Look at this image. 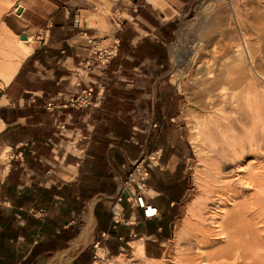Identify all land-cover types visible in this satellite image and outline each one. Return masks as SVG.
Listing matches in <instances>:
<instances>
[{
    "label": "crops",
    "instance_id": "1",
    "mask_svg": "<svg viewBox=\"0 0 264 264\" xmlns=\"http://www.w3.org/2000/svg\"><path fill=\"white\" fill-rule=\"evenodd\" d=\"M128 1L116 10L119 15L126 10L122 29L116 31L120 39L117 55L104 69L83 76L74 70L88 51L84 40L74 39L84 38L83 32L91 35L92 28L108 26L107 14L94 18L83 12L76 15L73 27L66 25L67 10H61L65 6L40 1V5H24L13 20L0 19V25L12 35L19 37L17 33L29 27L48 28L45 33L49 36L45 45L38 44L27 57L11 60L17 64L15 73L0 87L4 91L0 96V155H7L0 157L4 165L0 175V199L4 201L0 204V264H91L92 239L103 242L104 247H96L111 254L133 234L139 236L130 241L135 240L132 251L134 242H139L145 255L159 258L150 242L167 238L176 204L187 191L182 186L184 149L176 125L169 122L173 117L167 116L172 97L167 96L162 68L174 32L172 11L185 14L197 0ZM44 7H51V13ZM75 25L88 31L76 33ZM109 80L114 94L105 89L100 105L62 107L69 93L96 88ZM130 87L132 90H122ZM49 102L54 106L51 111L45 107ZM151 121L157 126L146 124ZM63 123L75 127L60 133ZM70 131H79L85 138L80 140L82 148H70L79 160L64 163L65 170H74L62 173L52 146H65L69 139L61 134L69 136ZM18 152L23 160L16 158ZM149 154L155 160L149 168L147 195L160 215L143 220L139 209L123 202L120 221L114 224L111 206L116 186L126 177L130 161L146 159ZM30 208H44L47 215L36 218L28 213ZM102 232L109 237L103 239ZM72 249L77 250L74 255L69 253ZM122 250L116 255H124Z\"/></svg>",
    "mask_w": 264,
    "mask_h": 264
},
{
    "label": "rangeland",
    "instance_id": "2",
    "mask_svg": "<svg viewBox=\"0 0 264 264\" xmlns=\"http://www.w3.org/2000/svg\"><path fill=\"white\" fill-rule=\"evenodd\" d=\"M37 1L38 0H28L27 2L22 3L21 0H9V2H7L8 6H6V3H1L2 6L0 5V8L2 11V16L0 19L3 21H8L9 19L13 20V18L16 17L15 14H19V10L21 11L24 5L30 6L31 2V4L36 6L40 5V1L51 2L60 7L65 6L66 9L61 8V10H67L68 19L66 20V25H71L73 27L75 24V20L77 19L76 15H82L83 12L85 13V15L89 14V16L92 15L94 18L96 16L99 17V15L107 14L106 20L108 26L103 29L92 28L93 33L91 35H89L88 29H85L83 26L82 28L77 27V25H80L79 21L76 23L77 25H75V28L77 29L76 33L78 31H88V35L96 38V40L100 41L101 44H109L112 42V34L115 32L114 29H116L115 22L118 21L122 27V22L124 20L122 18L123 16L126 17V10H123L120 15L116 10L120 9L118 8V6L123 5L122 2H129L128 0ZM209 1H212L213 5L210 6L204 13H200V10L202 9L201 7H204V5ZM44 9L48 10L51 13V7H44ZM111 12H113L112 18L110 15ZM172 12L174 16H176L174 21V32L172 33V37L171 39H169V42H167V61L166 66L162 68V70L164 71L162 77L167 84V96L172 97V101H170V104L167 103V116L170 115V117H173V119L169 122H172V124L176 125V129L178 130L177 132L181 135V148L182 150L184 149V152H181V150L179 151L181 152V158L184 162L183 165L186 168L185 176L182 180V186L187 190L186 195L182 198L180 197L178 203L176 204L177 209L174 213L173 221L170 223L169 228H167V238L150 242L156 248V252L154 253L155 257L159 258H150L148 257L150 256L148 254V256H142L141 254H136L134 251H132L133 248L131 247V245L135 240L132 241V244L130 241L139 236V234H137V236L135 237V234H133L127 236L126 238H124V240H122L121 248H118V251L116 253H112L110 251L109 253L111 254H105V252L103 251L104 257L95 261H100L101 264H198L200 257L195 252V250L197 247V242L202 241L203 243L205 242L204 246L206 248L204 250V259L208 264H257L260 260L264 261V193L261 194V196L260 194L258 196H254L256 200L254 198L248 200L242 197H235L231 200L228 197L227 207L224 210V214L220 222L221 231L223 234H220V232L209 225V218L212 214L210 212H213V207L217 205L218 198L223 194L219 191L220 189H217L218 191L213 189L208 192L209 198L207 207L204 209L206 212L205 216H207L206 220L199 226L203 230L201 229V231H196L195 229H192L190 231L191 233L188 235H182L181 232L182 221L185 218L186 210L189 208V206H191L189 203H191L193 198L198 197V195L201 193V189L197 187V183L194 180V175L203 173L202 176H205L206 172L207 177L210 180L212 177H214L212 171H218V168L220 171H222L224 176L228 175L229 177L235 173L233 169L234 162L229 161L230 157L225 158V156H220L221 145L219 143L201 144L200 148L203 150V155L205 153V156L200 157L196 155L191 146L189 138L190 126L195 118L201 120L200 118L204 115V111L202 112L200 110L197 105L198 103L195 100L194 91L196 88L191 80L192 75L189 71V67L190 69H192L199 64L201 65L202 62L203 64H207V66L209 67H216L220 63H222V60L224 61V58H221L220 56L217 57L214 55V53H212V48L214 47L215 43H217V40L219 38L217 36V33L222 27L221 25H219L218 27L216 16L218 15V13H224L223 15L225 19L232 22V27H234V30H237V34L239 37L236 41H234V43L231 42L232 47L230 54H232L233 58L235 59V63L239 62L238 58L240 56L237 49L240 50L243 48L245 52V68L250 71L251 75H255L257 78L264 74V0H197L193 4L192 9L185 14L179 13L174 10ZM58 21L59 20H57V22ZM184 25L188 27L187 33L181 36L180 31ZM53 27L59 26L54 25ZM22 29L24 30L23 32L17 33L19 35V39H21L20 34H25L26 36L30 35L33 38L34 42L32 45L34 47L40 44L39 41L34 37L41 29L34 30L30 29L29 27ZM46 29L48 30V28L42 30L45 31ZM115 36H117L116 33ZM7 37L9 38V42L11 43V50H15V37L11 35H8ZM78 39L81 40L80 38L74 40ZM104 39L108 40L101 42V40ZM24 40H27V37ZM0 41L2 42V40ZM82 42H84L85 44V41ZM236 43L240 44V46H238ZM246 46L247 50L245 49ZM15 52L16 50L12 51L13 55L6 57L8 61H11V59L13 61L17 60L18 57H13L16 54ZM179 53L180 57L178 59L176 55H178ZM75 70L74 72L76 74ZM83 75H85V73H83ZM75 82H77V80ZM111 83L112 81L109 80L106 82L107 85L104 82L102 84L105 87L104 90L109 89L110 91H107V93L109 94L111 92V94L113 95L114 91L110 89ZM119 90L121 92L120 87ZM122 90L128 91L132 90V88ZM3 94L4 91L0 89V96ZM195 105L197 108L195 107ZM143 106H145V104H143ZM151 122L146 124L152 126ZM136 124L140 127V123ZM68 127H70L69 129H73L75 126H68L67 124H65V129H68ZM58 130L60 132V129ZM79 133V131H70L69 136H67L64 132V134H61V136H66V138L69 139L65 146H52V149L55 148V150L51 151L53 152V156L55 157V160L57 162V167L61 172L66 170H74L69 167L65 170L63 168V166L66 165L64 164L65 162H72L75 161V159L79 160V157L74 156L73 152L70 150V148H68L69 143L73 138L77 139L75 142L76 147H81L82 141L78 139ZM65 152L66 155L64 154ZM6 156L7 155H0V157L3 158ZM210 157H213V161H215V159L219 160V164L218 162L210 163ZM205 159L207 162L204 161ZM0 162L1 175L2 171L4 170V165L2 164L1 160ZM221 166L225 168H222ZM63 177L66 179L69 178L64 174ZM215 179L218 180V176L215 177ZM235 191L238 190L235 189ZM101 198L104 201L112 202V200L109 198ZM236 226L243 229V233H246L245 236H250V238H252L253 240L255 239L259 242V244H257L258 246L251 245L247 249H245V251L241 249L239 251L241 257L239 258L235 257V255L232 253L235 251L237 246H234L233 244L235 243H233V240L230 239V236L232 235ZM179 232L180 234H178ZM222 235L226 236L225 240L221 239ZM95 241L96 239H92L89 245L93 251L91 254V264H93L94 253L96 250L97 241ZM140 242H142V240H140ZM99 245L104 247L103 242H100ZM121 249H124L122 250L124 255H116L121 251ZM219 250H222L223 252L219 253ZM71 251L72 252L69 253H73L74 255V252H76L77 250L72 249Z\"/></svg>",
    "mask_w": 264,
    "mask_h": 264
},
{
    "label": "bare ground",
    "instance_id": "3",
    "mask_svg": "<svg viewBox=\"0 0 264 264\" xmlns=\"http://www.w3.org/2000/svg\"><path fill=\"white\" fill-rule=\"evenodd\" d=\"M7 2L9 0H0V5L2 6L1 3L7 4ZM212 5V1H209L204 7H201L200 13H204ZM223 14L218 13L217 16L215 15L218 27L219 25L222 27L217 33L219 38L212 48V53L217 57L224 58V61L222 60V63L216 67H209L203 62V65L199 64L192 69L189 67L192 75L191 80L196 88L194 91L195 100L200 110L204 111V115L200 118L201 120L197 118L193 120L190 126L189 138L194 152L199 157L205 156V153L203 155V150L200 148L201 144L219 143L221 145L220 156L230 157L229 161L234 162L233 169L235 173L229 177L228 175L224 176L218 168V171H212L214 177L210 180L206 172L205 176H202L203 173L194 175V180L197 183V187L201 189V193L189 203L191 206L186 210L185 218L182 221V232L180 231L182 235L190 234L192 229L201 231L202 228L199 226L206 220L207 216H205L206 212L204 209L207 207L208 192L211 190L220 189L219 191L223 193L218 198L217 205L213 207V212H210L212 214L209 218V225L220 232V234H223L220 222L227 207L228 197L231 200L235 197L251 200L254 196L259 194L261 196L264 193V74L257 78L245 68V52L243 48L237 49L240 56L238 58L239 62L235 63V59L230 54L231 42L234 43L239 37L237 30L232 27V22L226 20ZM1 15L2 11L0 8V17ZM187 29L188 27L184 25L180 35H185ZM7 34L14 36L16 39L14 45L16 54L13 56L14 58H25L32 53L34 48L32 45L34 41L30 35L26 36L24 34L25 37H20L21 39H19L17 35H12L3 25H0V40H2V42L0 41V87L2 88L10 81L17 68V64L8 61L6 58L12 56L14 53L12 51H15L11 50V43ZM26 37L27 40H24ZM35 38L37 39V36ZM237 45L240 46V44ZM245 49L247 50V46ZM176 56L179 59L180 53ZM76 140V138H73L68 148L75 147ZM210 159V163L219 161L217 159L213 161V157H210ZM204 161L207 162L206 159ZM217 176L218 180L215 179ZM235 189L238 191H235ZM119 216L120 214L116 212V220L119 219ZM242 230V228L236 226L230 236V239L236 245L232 244L237 246L236 249L233 247L235 253L232 252L233 250L231 252L237 258L241 257L239 253L241 249L245 251L249 246H258L257 244H259L257 240H253L250 236H245L246 233H243ZM221 239L225 240L226 236L222 235ZM134 244V252L145 256L141 244L139 242H134ZM204 244L205 242L203 243L202 241L197 242L195 252L200 257L198 264H208L204 259V250L206 248ZM105 252V254H108L107 251ZM221 252L223 251L219 250V253ZM103 257L102 249L97 246L93 264H101L100 261L95 260ZM257 264H264V261L260 260Z\"/></svg>",
    "mask_w": 264,
    "mask_h": 264
},
{
    "label": "built area",
    "instance_id": "4",
    "mask_svg": "<svg viewBox=\"0 0 264 264\" xmlns=\"http://www.w3.org/2000/svg\"><path fill=\"white\" fill-rule=\"evenodd\" d=\"M116 30L112 34V42L109 44H101L100 41H97L93 36L86 35V32H83L85 35L81 40L85 41L88 55L83 60L82 65L76 68L77 75H88L91 71L95 69H104L110 60L116 56L118 48L120 45V39L115 36L116 31L121 30V25L117 21ZM47 30V29H46ZM45 30V31H46ZM44 30L38 31L37 40L40 45H45L48 40V36ZM82 32H80L81 34ZM108 39L101 40V42ZM80 70V71H79ZM78 85V84H77ZM104 85L102 83L97 84L96 90L92 86L85 87L79 91H74L69 93L68 98L62 104V107H72L75 109L85 108L87 106H98L102 101V96L104 92ZM46 109L51 111L54 106L51 102L46 104ZM153 127L157 126L156 122H151ZM60 133L65 129V124H59ZM82 133H79V140L84 139ZM24 145H28L24 143ZM155 156L149 154L146 159L142 158L139 160H133L128 163L127 175L123 180H120L116 186V191L113 197V204L111 206L112 212V221L114 224H117L118 221L115 218V213L118 212L121 216L123 202L128 203L132 209H139L141 212V217L143 220H152L158 218L160 212L156 205H154L147 195V179L149 177V168L150 164L155 160ZM16 158L23 160L21 152H18ZM0 203H4L0 199ZM28 213L36 218H43L47 215V210L44 208L34 209L30 208ZM115 225H113L114 227ZM101 237L107 239L109 237L108 232H102ZM99 242L97 241L96 245Z\"/></svg>",
    "mask_w": 264,
    "mask_h": 264
},
{
    "label": "water",
    "instance_id": "5",
    "mask_svg": "<svg viewBox=\"0 0 264 264\" xmlns=\"http://www.w3.org/2000/svg\"><path fill=\"white\" fill-rule=\"evenodd\" d=\"M20 37H21V38H24L25 36H24V34H20Z\"/></svg>",
    "mask_w": 264,
    "mask_h": 264
}]
</instances>
